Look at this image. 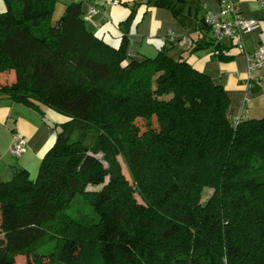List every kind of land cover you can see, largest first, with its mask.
Instances as JSON below:
<instances>
[{
	"label": "trees",
	"instance_id": "trees-1",
	"mask_svg": "<svg viewBox=\"0 0 264 264\" xmlns=\"http://www.w3.org/2000/svg\"><path fill=\"white\" fill-rule=\"evenodd\" d=\"M4 2L0 76L16 78L0 100L68 121L36 179L19 170L0 182V264H264V119L231 121L225 88L169 47L129 59L140 1L116 48L89 29L82 2L59 20L58 0ZM189 2L144 4L180 18ZM210 45L233 59V42L190 52ZM78 196L94 221L68 214Z\"/></svg>",
	"mask_w": 264,
	"mask_h": 264
},
{
	"label": "crops",
	"instance_id": "crops-1",
	"mask_svg": "<svg viewBox=\"0 0 264 264\" xmlns=\"http://www.w3.org/2000/svg\"><path fill=\"white\" fill-rule=\"evenodd\" d=\"M138 7L135 21L129 34L127 54L129 59L142 61L154 59L169 47V56L178 61L187 57L188 63L197 71L208 75L215 83L223 86L231 100L228 117L238 119H264V68L256 70L248 81V63L245 56L231 48L230 62L217 59L213 45L191 53L195 42L212 43V33L199 25L201 19L218 14L221 0H190L186 13L180 18L165 9L145 5L146 0H58L54 20H59L67 7L76 2L83 3L85 14L96 9L92 22H87L95 35L112 47H120L124 34L121 24L131 15V6ZM243 18L256 20L260 28L244 36L245 45L252 51L264 45V0H236ZM113 2H117L113 5ZM6 9L0 0V12ZM173 34V40L168 36ZM16 75L8 72L0 76V84L14 82ZM251 83L256 92L248 91ZM68 118L45 108V116L35 109L15 103L8 98L0 100V182L9 181L19 170H27L33 179L37 177L42 159L56 142L57 128ZM18 133L28 140L25 153L15 157L10 149L12 135ZM11 180V179H10ZM21 257L18 258V260Z\"/></svg>",
	"mask_w": 264,
	"mask_h": 264
},
{
	"label": "built area",
	"instance_id": "built-area-1",
	"mask_svg": "<svg viewBox=\"0 0 264 264\" xmlns=\"http://www.w3.org/2000/svg\"><path fill=\"white\" fill-rule=\"evenodd\" d=\"M116 5L117 2H113ZM221 9L218 14L211 15L206 19L210 27L213 40L218 43L233 42L242 54L245 55L248 63V81L252 79V74L264 68V45L250 51L245 45L244 36L260 28V23L256 20H248L240 14L236 0H221ZM264 4V2H262ZM96 9H90L85 14V20L92 22V16ZM173 40V34L168 36ZM218 53V52H217ZM253 85L248 83V91L252 92ZM28 140L18 133H13L10 145L11 152L16 157H21L25 153Z\"/></svg>",
	"mask_w": 264,
	"mask_h": 264
},
{
	"label": "rangeland",
	"instance_id": "rangeland-1",
	"mask_svg": "<svg viewBox=\"0 0 264 264\" xmlns=\"http://www.w3.org/2000/svg\"><path fill=\"white\" fill-rule=\"evenodd\" d=\"M233 49H235L236 51H238L239 53L242 54L241 50L238 47L235 46V47H233ZM242 55L245 56L244 54H242ZM230 108H231V105L229 107V110H230ZM229 110H228V113H229ZM119 163L121 165L123 173L128 177L129 174H128L127 167L121 158H119ZM10 179H12V177L9 178L8 180H10ZM33 179H36V178L33 177ZM212 194H213V190L205 189L202 193L201 203L203 205H205L209 201ZM68 214L72 217H75V218L84 217V218H87V219L92 220V221H94L96 219V216L94 215L91 207L83 202V199L81 196H78L75 199V201L72 204L71 209L68 211ZM51 247H52V245L49 246V248H47V250L50 249ZM45 251H46V249H45ZM16 264H25V259L20 258Z\"/></svg>",
	"mask_w": 264,
	"mask_h": 264
}]
</instances>
